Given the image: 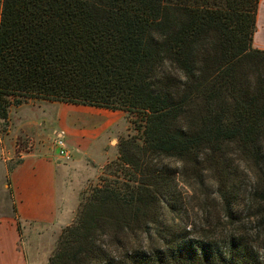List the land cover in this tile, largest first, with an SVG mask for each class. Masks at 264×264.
Instances as JSON below:
<instances>
[{"label":"trees","instance_id":"trees-1","mask_svg":"<svg viewBox=\"0 0 264 264\" xmlns=\"http://www.w3.org/2000/svg\"><path fill=\"white\" fill-rule=\"evenodd\" d=\"M260 0H1L0 131L29 101L142 112L47 264H264V50ZM237 157V159H235ZM175 159L173 168L162 162ZM249 164L245 189L234 166ZM179 175L214 180L223 216L247 194L263 235L222 239L167 219ZM251 206H248V210Z\"/></svg>","mask_w":264,"mask_h":264},{"label":"crops","instance_id":"crops-1","mask_svg":"<svg viewBox=\"0 0 264 264\" xmlns=\"http://www.w3.org/2000/svg\"><path fill=\"white\" fill-rule=\"evenodd\" d=\"M253 46L264 50V0L258 8ZM52 103L56 102L43 105ZM33 106L36 104L24 103L13 109L7 131H0V264L48 263L55 232L60 235L74 220L82 190L99 163L89 152L94 151L89 143V138L96 136L94 129L72 130L67 140L74 158L65 161L58 149L45 141L52 128L44 119L18 114L23 107ZM24 137L37 142L28 147L20 142ZM87 158L92 161L87 162Z\"/></svg>","mask_w":264,"mask_h":264},{"label":"rangeland","instance_id":"rangeland-1","mask_svg":"<svg viewBox=\"0 0 264 264\" xmlns=\"http://www.w3.org/2000/svg\"><path fill=\"white\" fill-rule=\"evenodd\" d=\"M45 102L48 101H29L27 103L36 104V106L31 108L23 107L18 111V114L23 116L31 115L37 119H44L43 122L48 124L47 127L52 128L49 129V133L52 134L51 137L49 136V139L45 141L50 145L53 144L55 148H57L55 140L63 133L65 143L73 153V148L68 145L69 140H67L71 137L72 130H74L75 127H82L81 129L90 132L92 131L90 128L94 129L93 133L96 136L92 139L89 138V143L90 145L92 144L90 149H94V151L90 150L89 152L92 158L99 163L95 166V173L91 179L86 181V187L83 188L80 196L81 203L82 198L87 195L94 186H101L103 180L108 177L112 168L117 167L115 166V161L120 159L119 146L124 140L133 138L136 139L137 142L142 143L146 124L145 116L142 112L110 110L60 102L52 103L53 105H43ZM16 108L17 107L12 106L10 108V113ZM94 123L96 127L93 125ZM39 128L42 130L41 127ZM35 140L34 138L32 140L31 137H24L22 140L20 139V142H25L29 147V144L34 145L35 142H37ZM73 158L71 160H73ZM235 159H237V157H235ZM91 161V159L87 158V162L90 163ZM162 164L169 165L173 168L181 166V163L175 159L165 160ZM234 166L238 169L237 172L242 179L243 188L249 189L254 181L253 169H251L249 164L243 163L240 160H236ZM175 183L177 192L180 196L179 208L176 211L166 213L167 219L175 224H180L181 226L186 225L188 228L194 227L196 235L208 231V233H212L219 239L224 238L234 227L238 228L239 226L240 229L246 231L255 240H258L257 238L263 235L262 228L258 224L255 209L252 208L247 194H244L239 205L242 211L241 217L243 221L232 226L229 220L223 216L222 206L217 197L213 179L209 178L206 186L202 187L193 179L181 176L178 173ZM249 205L251 207L248 210ZM22 225L24 224L22 223L21 227ZM24 228H26V225ZM55 233H57L55 234L56 242L50 255L55 251L60 236L58 234L59 232Z\"/></svg>","mask_w":264,"mask_h":264},{"label":"built area","instance_id":"built-area-1","mask_svg":"<svg viewBox=\"0 0 264 264\" xmlns=\"http://www.w3.org/2000/svg\"><path fill=\"white\" fill-rule=\"evenodd\" d=\"M64 134L61 133L60 136L55 140V144L58 148V154L65 161H70L73 158L72 151L68 148L64 140Z\"/></svg>","mask_w":264,"mask_h":264}]
</instances>
